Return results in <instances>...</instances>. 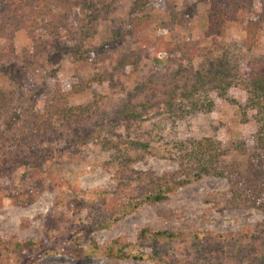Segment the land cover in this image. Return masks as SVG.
Masks as SVG:
<instances>
[{
    "label": "rangeland",
    "instance_id": "obj_1",
    "mask_svg": "<svg viewBox=\"0 0 264 264\" xmlns=\"http://www.w3.org/2000/svg\"><path fill=\"white\" fill-rule=\"evenodd\" d=\"M70 1L74 3L71 5L72 15L77 20L72 22L74 30L78 34L82 30L86 32L89 36L88 47L103 54L105 60L90 59L80 63L73 55L63 54L57 57L58 54L51 50L31 61L22 82L0 78V87L14 93V107L16 111L23 112L31 107L41 109L45 90L68 82L69 77L81 76L87 81L88 88L81 94L72 95L70 104L97 101L99 111L105 118L97 126L95 136L77 150L64 147L53 152L52 159L47 162L45 171L41 174L46 179L45 190L34 203L23 208L14 207L8 199L4 200V206L0 209V238L7 240L14 235L21 242H39L40 245L36 250L25 249L24 257L18 262L1 256L0 264H156V255L159 256L156 251L162 250L164 245L150 235L139 244L137 235L144 227L151 232L169 230L176 234H187V238L171 242L168 249L169 255L174 257L177 264H184L186 260L192 261L194 256L193 233L241 232L252 230L256 224L263 223L264 212L251 206L249 202L253 197L252 193L264 202V189L258 183L261 180L260 172L255 164H251L252 143L257 128L253 111L244 114L246 92L239 82L227 88L223 95L220 90L205 86L198 93V98L212 103L208 113H189L180 118L172 111L154 115L162 111L161 106L144 111L143 127H156L154 132L162 135V138L155 136L151 140L152 155H144L142 159L129 165L128 173L131 178L126 179L119 190L116 179L118 152L112 146H103L104 139L111 141L126 132L125 122L112 124L114 110L121 108L125 100L130 103L133 101L125 95V90L134 89L144 79L153 81V77L155 79L158 74L169 75L172 67L168 59L180 55L175 50L176 46L187 43L190 47L196 44L207 49L215 39L229 48V62L232 65L238 64L239 72L244 71L249 62L264 59V5L261 0H239L237 13L226 18L216 37L212 31L213 34H209L211 37L204 33L208 5L198 0ZM105 10L107 13H104ZM261 12L263 18L257 20V14ZM175 16L180 18V22L174 19ZM253 18H256V29L253 31L252 52L243 53V59L236 62L233 46L246 40L247 24ZM141 39H145L147 44L160 42L169 45L167 52L157 53L156 66L145 59L136 68L124 65L123 71L114 77L115 84L109 80L96 81L97 75L110 73L112 62L130 54ZM32 43L27 30L22 29L16 33L13 46L20 64L22 54L31 52ZM57 44L61 46V42ZM3 46L7 47V43L1 39L0 47ZM202 62L203 56L193 58V68L197 69ZM154 93L155 99L160 97L158 92ZM204 138L220 143L223 153L218 160L219 168L223 167L224 173L235 169L238 177L235 187L225 176L213 172L202 174L199 179L193 170L190 173L185 171L184 175L178 174L180 164L170 156L175 143ZM261 172H264V168ZM169 174L174 176H168ZM19 177L20 172L15 177L17 188L24 184ZM253 177L256 181L252 180ZM185 178L189 179V183L179 186L178 183ZM152 183L170 184L174 191L160 204H140L132 212H120V220L107 229L87 232L85 227L96 219L100 207L140 201L150 192ZM50 186H53L52 190L49 189ZM245 186L250 189L251 194L247 193ZM103 190L117 192L113 197L103 194V199H99ZM232 191L240 194V197L243 195L248 198L240 201L237 196H232ZM77 202L82 205L77 206ZM54 210L55 217L51 216ZM58 219L60 229L55 230L52 224L55 225ZM73 233H78L81 237L78 242L81 252L67 251L72 243L69 235ZM45 237L46 240L42 241ZM85 238L95 241L96 247L92 244L83 245L81 242ZM108 247L115 251L123 248L129 256L108 258L105 254ZM133 256L138 258L134 259ZM198 264H202L199 259ZM212 264H226V261L214 260Z\"/></svg>",
    "mask_w": 264,
    "mask_h": 264
},
{
    "label": "trees",
    "instance_id": "obj_2",
    "mask_svg": "<svg viewBox=\"0 0 264 264\" xmlns=\"http://www.w3.org/2000/svg\"><path fill=\"white\" fill-rule=\"evenodd\" d=\"M208 5L206 13L205 35L214 32V37L218 36L226 18L235 15L240 7L239 0H198ZM244 1V0H243ZM242 3V2H241ZM70 0H0V40H5L7 47H0V78H10L17 83L26 78L25 70L36 57L45 53L60 55H73L78 62L93 59L103 61V54H98L96 49L88 47V35L82 30L78 34L74 30L72 22H77L72 15ZM264 5V0H261ZM263 9V8H262ZM26 10L29 12L26 13ZM26 13V14H25ZM104 13H107L105 10ZM230 15V16H229ZM232 16V17H233ZM185 18V16H184ZM263 18V13L257 14V20ZM174 19L180 22V18ZM255 19L247 24V38L240 44H234L233 51L236 56L235 61L243 59V53H251L254 46V33L256 29ZM27 30L32 39V50L30 53L24 52L20 60L15 53L13 40L20 30ZM84 32V33H83ZM38 36L35 37V35ZM213 36V35H212ZM64 39V40H62ZM141 39L134 45L130 54L123 55L122 59L112 62V71L101 73L96 81L105 82L109 80L115 84L114 77L122 72L124 65H131L136 68L145 59L153 66L157 65V53L168 51L169 45L166 43H150ZM61 42V46L57 43ZM63 44V45H62ZM213 45L203 49L194 44L193 47L187 43L178 45L175 50L180 53L178 57L168 59L172 70L169 75L159 74L152 79L140 81L134 89L125 90L133 101L125 100L124 105L112 113V124L119 121L126 123V132L122 136H117L111 141H103V146L118 152V170L116 172L117 190L127 180H130L129 165L142 159L144 155H152L153 145L151 140L155 136L152 125L143 127L142 114L144 111H151L153 108L161 106L162 111L154 115L159 116L161 112L171 113L180 118L185 114L197 112H210L212 103L201 101L198 93L206 86L212 90H220L224 94L227 88L236 82L242 84L246 92V102L244 114L253 111V120L256 124V132L253 140L252 163L261 174L259 185L264 189V59L249 62L244 71L239 72L238 64H231L227 53L229 48H225L223 43H218L213 39ZM54 48H57L54 49ZM231 54V53H230ZM191 56V57H190ZM203 56V64H198V68H193V58ZM264 58V54H263ZM57 60V59H56ZM204 66L199 69V67ZM96 77V76H95ZM88 88L87 81L81 76L69 77L68 82L55 85L51 89L43 92L44 98L41 109L31 107L23 112L15 109V95L12 91L0 87V209L4 206V200L8 199L14 207H27L34 203L45 190V177L41 174L45 171L47 162L52 159L53 152L57 149L72 148L74 151L80 148L88 140L95 136L97 126L105 118L99 111V102L92 101L82 104L71 105V97L74 94H81ZM158 97L155 99V93ZM39 97V95H38ZM34 104V103H33ZM119 109V110H118ZM156 116V117H157ZM153 128V129H151ZM156 130V129H155ZM223 151L220 143L211 138L198 140L177 141L170 156L180 164L178 174H185V171H196V178L202 174L213 172L216 175L225 176L232 186L238 184V177L235 169L224 173V169L219 168V157ZM20 172L19 179L24 183L21 188H17L15 177ZM168 176H174L169 174ZM161 179V178H160ZM165 180V178H162ZM253 181H256L253 177ZM189 183V179L181 180L178 185ZM53 186L49 189L52 190ZM247 193L250 189L245 186ZM115 191H101L99 199H103V194L113 197ZM174 188L167 183L158 185L152 183L150 192L140 201H130L128 204L112 207H100V212L96 215L91 225L86 226L88 233L97 230L107 229L110 225L120 220V212H132L140 204L157 205L167 200L168 195L173 193ZM92 193V192H91ZM249 199L250 205L261 209L264 212V202L255 193ZM264 196V190L263 194ZM232 196L248 198L232 191ZM77 202V206L82 205ZM86 206V204H83ZM91 208V207H89ZM95 211H92V214ZM55 210L51 216L55 217ZM63 217V213L61 214ZM91 217V216H90ZM57 218V217H56ZM52 228L60 229V219ZM47 235V234H46ZM157 242H163L162 250L156 251V264H177L174 257L169 255L170 243L175 240L187 238L185 233H175L169 230L151 232L144 227L137 235V242L142 244L148 236ZM71 246L68 252H81L78 245L81 237L78 233L69 235ZM46 237L42 240L45 241ZM193 254L191 260L184 261V264H198V259L202 264H212L213 261H222L233 264H264V222L256 224L252 230L246 229L241 232H229L225 234H213L211 232H195L192 234ZM92 242V243H91ZM83 245L92 244L96 247L95 241L85 238L81 242ZM39 242H21L16 236L7 240L0 238V257L12 258L16 262L23 258L25 249L36 250ZM155 253V251H154ZM108 258H128L129 254L123 248L115 251L112 247L105 250ZM159 257V258H158ZM132 258L136 259L137 256Z\"/></svg>",
    "mask_w": 264,
    "mask_h": 264
}]
</instances>
